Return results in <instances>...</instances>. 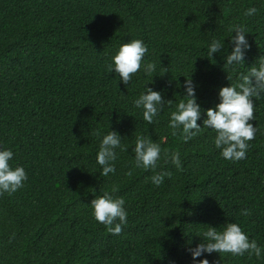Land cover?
<instances>
[{
    "label": "trees",
    "instance_id": "obj_1",
    "mask_svg": "<svg viewBox=\"0 0 264 264\" xmlns=\"http://www.w3.org/2000/svg\"><path fill=\"white\" fill-rule=\"evenodd\" d=\"M250 7L256 14L245 16ZM233 25L246 27L251 46L236 71L225 68ZM213 38L224 48L209 60ZM136 39L148 48L144 62L157 68L149 78L142 67L125 87L107 65ZM260 56L264 0H0V150H12L10 165L28 176L17 192L0 195V264H194L189 241L204 242L207 225L223 231L227 223L264 248V99L255 100L257 132L238 162L220 156L212 130L185 142L167 127L185 79L197 85L201 107L213 108L219 90ZM146 85L165 102L152 124L133 103ZM111 129L126 150H117L116 171L105 177L96 154ZM137 136L161 144L155 171L135 168ZM159 172L171 176L156 186L150 178ZM105 192L125 201L119 235L91 214V201ZM206 258L264 264L247 253Z\"/></svg>",
    "mask_w": 264,
    "mask_h": 264
},
{
    "label": "clouds",
    "instance_id": "obj_2",
    "mask_svg": "<svg viewBox=\"0 0 264 264\" xmlns=\"http://www.w3.org/2000/svg\"><path fill=\"white\" fill-rule=\"evenodd\" d=\"M256 12L255 7H250L245 12V16H253ZM228 31L235 33V35H231L230 39L235 47L226 55L225 68L236 71L239 66L246 64L245 50L250 49L251 46L246 39L244 25L230 26ZM222 48H224V42L213 38L207 48L209 60ZM147 52V46L139 39L122 44L116 54L111 57L107 70L118 77L120 83H123L125 87L133 79V76L141 71L142 67L144 75L151 78L157 65L144 62ZM228 79L231 80V77L229 76ZM148 85L133 103L136 109L142 110L143 120L152 124L163 111L165 102L162 93L154 91ZM182 87L186 95L176 103L175 110L169 114L167 127L170 130V135L173 137L179 135L187 142L202 130L209 129L216 134L213 143L223 159L232 162L245 159L250 147L249 142L255 138L257 132V127L251 123L255 119V100L264 99V56H260L246 73L241 72L237 83H229L219 90V103L213 108L203 109L201 107L196 96L197 85L192 77L185 79ZM167 103L171 104L172 101ZM202 117H206V119H203L201 125L198 121H201ZM97 135L100 137L99 133ZM124 138L112 129L99 138L96 163L102 168L100 175L107 177L110 173H115L117 150H126L122 144ZM133 151L135 153V168L155 171L157 162L161 159L160 143L153 142L143 136H137ZM13 159L14 152L12 150H0V195L4 193L11 195L17 192L28 179L23 166L13 168L10 165V161ZM170 161L177 169L182 167L178 152L170 154ZM128 174L131 175V171ZM165 176L170 178L171 173L159 172L150 179L154 185L160 186L164 182ZM89 207L94 220L103 224L107 231L114 235H119L127 224L128 213L123 198L114 199L108 192H105L104 195L93 199ZM241 215H248V211L242 210ZM201 235L204 242L192 246V242L189 241V245L186 247L194 264H210L206 257L213 253L233 256H243L247 253L249 256L255 255L258 259L264 256V248L258 245L255 240H250L236 223L225 224L223 231H218L217 227L207 225Z\"/></svg>",
    "mask_w": 264,
    "mask_h": 264
}]
</instances>
